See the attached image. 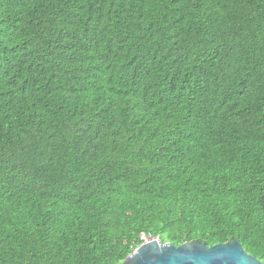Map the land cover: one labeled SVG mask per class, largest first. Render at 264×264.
<instances>
[{"label": "trees", "instance_id": "trees-1", "mask_svg": "<svg viewBox=\"0 0 264 264\" xmlns=\"http://www.w3.org/2000/svg\"><path fill=\"white\" fill-rule=\"evenodd\" d=\"M150 235L264 262V0H0V264Z\"/></svg>", "mask_w": 264, "mask_h": 264}, {"label": "water", "instance_id": "water-1", "mask_svg": "<svg viewBox=\"0 0 264 264\" xmlns=\"http://www.w3.org/2000/svg\"><path fill=\"white\" fill-rule=\"evenodd\" d=\"M126 264H264L248 253L238 239L207 246L189 241L175 246L154 235L147 237L128 256Z\"/></svg>", "mask_w": 264, "mask_h": 264}]
</instances>
